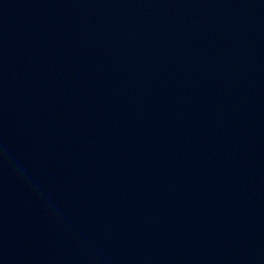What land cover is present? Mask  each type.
Instances as JSON below:
<instances>
[{
  "label": "water",
  "instance_id": "95a60500",
  "mask_svg": "<svg viewBox=\"0 0 264 264\" xmlns=\"http://www.w3.org/2000/svg\"><path fill=\"white\" fill-rule=\"evenodd\" d=\"M0 264H264V0H0Z\"/></svg>",
  "mask_w": 264,
  "mask_h": 264
}]
</instances>
